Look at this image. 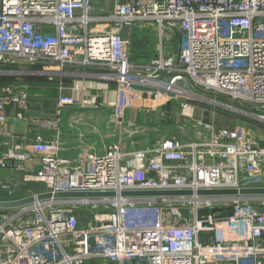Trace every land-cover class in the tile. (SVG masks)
Here are the masks:
<instances>
[{
	"label": "built area",
	"instance_id": "built-area-1",
	"mask_svg": "<svg viewBox=\"0 0 264 264\" xmlns=\"http://www.w3.org/2000/svg\"><path fill=\"white\" fill-rule=\"evenodd\" d=\"M90 10L91 0H0V78L63 79L67 66H98L101 89L116 85L118 100L110 106L117 116L130 90L153 102L180 98L183 116L202 91L248 109L264 125V0H115L96 19ZM95 21L102 27L94 30ZM141 28L156 33L153 57L134 58L131 40L120 33ZM170 39L175 51L166 47ZM20 79L0 87V125L7 111L22 119L20 109L43 98ZM72 92L60 89L59 112L98 105V94L80 85ZM193 126V140L171 137L133 151L116 144L103 155L69 153L38 132L24 144L5 142L0 169L24 171L25 162L40 159V169L24 181L43 184V192L264 187L257 135L202 120ZM14 193V177L1 180L0 201L15 200ZM78 209L92 214L89 225L82 226ZM178 210L188 211L187 219ZM263 238L264 196L119 197L0 210V264H264Z\"/></svg>",
	"mask_w": 264,
	"mask_h": 264
},
{
	"label": "crops",
	"instance_id": "crops-1",
	"mask_svg": "<svg viewBox=\"0 0 264 264\" xmlns=\"http://www.w3.org/2000/svg\"><path fill=\"white\" fill-rule=\"evenodd\" d=\"M115 0H91V10L90 16L94 19L102 18L110 13L114 6ZM96 21L92 23V27L94 30L99 29L102 25L98 24L96 27ZM113 28V27H112ZM138 29H122L120 33L123 37L129 38L132 43L131 50L133 52L134 44L137 43V38L139 37V33H137ZM151 37V33L149 34ZM149 53L144 57H153L154 51L152 52L149 49L141 50L142 52ZM153 55V56H149ZM135 57H138L135 55ZM143 57V56H142ZM104 71L100 69L98 66H67L65 68V77L63 79L58 76L53 78H48V80H44L45 83L40 85V92L37 94H42L39 96H43V98L34 99L33 103L28 104V108L20 109L24 112V118L16 119L14 112H9L10 116L8 118L3 119L0 125V152L3 148H5L4 143L10 142L11 145L14 144H24L33 140V136L42 132L44 137L47 140L58 139L62 148L71 153L75 150H84L87 152L96 153L98 155H103L107 149L112 146L111 141H109L113 136L121 137V131L117 132L114 127L105 131V121L108 117L111 118L114 114L115 108L110 106V103L118 100L116 85L115 83H111V88L109 90L101 89L104 83V80L100 79L99 76ZM17 80V79H16ZM16 80L11 81L12 83L18 82ZM10 81L4 82L0 81V87L11 83ZM82 86V88H86V94L96 93L98 94V105L96 107H87V108H65L57 110L54 105V99L60 93V89L62 92L67 95H71L73 92L74 86ZM100 88V90L98 89ZM42 89V91H41ZM140 95L142 92H139ZM45 97V98H44ZM146 100V101H145ZM153 101L151 99H143L141 98L140 104L135 107H128L124 111L125 116L123 117V122L121 125L130 124L138 121V118H142L145 112L146 118L150 113L149 106L144 103H149ZM144 104V105H143ZM155 104H159L155 102ZM145 106L146 108H141ZM163 106V104L160 103ZM162 109V108H161ZM101 112L106 113L103 117L99 115ZM152 112V111H151ZM89 116H85V115ZM156 115V113H155ZM159 116V115H158ZM88 118L85 120V118ZM114 118V117H112ZM125 118V119H124ZM136 119V120H135ZM53 122L55 126L46 128L44 127V123ZM131 125V124H130ZM110 126V125H109ZM108 126V127H109ZM264 127V125H261ZM259 139L264 144V135H257ZM124 137V136H123ZM24 139V141H22ZM117 144V143H116ZM115 144V145H116ZM114 145V144H113ZM127 151L136 150L135 147L127 148ZM70 156V155H68ZM41 167L40 159H34L32 161H27L24 163V171H14L12 176L15 179V193L13 199H19L31 195H25L24 192L28 186L24 181V175L35 172ZM22 176L23 185L19 183V176ZM5 180V179H0ZM18 183L20 185V189H18ZM38 187L34 190L35 194L41 193L44 191L45 187L41 183H35ZM32 184V185H35ZM24 189V190H23ZM30 191V190H28ZM264 243V238H263ZM215 264H231V263H215Z\"/></svg>",
	"mask_w": 264,
	"mask_h": 264
},
{
	"label": "rangeland",
	"instance_id": "rangeland-1",
	"mask_svg": "<svg viewBox=\"0 0 264 264\" xmlns=\"http://www.w3.org/2000/svg\"><path fill=\"white\" fill-rule=\"evenodd\" d=\"M139 33V37L137 38V44H134L133 48V56L137 55L138 57L147 56L149 53L142 52L141 50L149 49L154 54H157L158 51V44H157V36L156 33L151 29L141 28L137 30ZM151 33V37L149 34ZM168 51H175L177 45L175 43V39H170L167 43ZM154 55V56H155ZM153 56V55H149ZM137 58V57H134ZM26 66H28L26 64ZM21 78L19 82L24 83L25 85L32 87L31 92L37 94L40 91V85L48 84L45 83L44 78L39 75H34L32 73H28L22 77H16V79ZM43 79V82L38 83ZM139 92H142L140 95ZM201 97L198 99L192 98L189 101L190 107L185 109L184 116L181 115L182 108L179 105V100L174 99L173 97H163L160 101L155 104V102L144 103L145 105L149 106L150 113H148V117L146 118L145 112L142 118H138L133 123L121 125L123 122V117L125 116V109L128 107H135L136 105L140 104L141 98L143 99H150L145 95L142 90L134 89L127 92L126 96L123 98V108L119 115L113 114V116L106 118L105 121V131L111 129L112 127L115 128L117 132L121 131V137L113 136L109 141H111V145H115L116 143L122 146L124 149L135 147L136 150L144 149L150 147L152 145L157 144L163 139L177 137L182 138L184 140H193L198 137L196 132L193 129V125L195 121L202 120L206 123H210L214 125L216 128H230L233 130L244 131L249 129L255 135H264V127L261 126L262 124L257 123L254 121L250 115L248 116L249 110L243 108L241 106H237L234 103H230L227 99L218 96L214 93H203L202 91H198ZM146 101V100H145ZM163 104L162 105H160ZM143 104V105H144ZM141 108H146L145 106L141 105ZM162 108V109H161ZM152 111V112H151ZM156 113V115H155ZM107 115L104 112H101L99 115L103 117ZM159 115V116H158ZM89 116V115H85ZM114 117V118H112ZM88 118L86 117L85 120ZM125 119V118H124ZM121 123V124H120ZM110 125V126H109ZM109 126V127H108ZM124 136V137H123ZM22 176L20 175L18 180L20 185H23ZM18 183V189H20V185ZM35 183L26 184L27 189L24 192L25 195L35 194V189L38 187ZM16 187V186H15ZM24 190V189H23ZM30 190V191H28ZM61 210H65L66 208H60ZM217 211L219 210L218 208ZM180 215L178 218L187 219L188 211H177ZM214 211L207 209L205 211H201L200 214H208ZM78 216L80 217V222L82 226H87L91 223L92 214L85 209H78Z\"/></svg>",
	"mask_w": 264,
	"mask_h": 264
},
{
	"label": "water",
	"instance_id": "water-1",
	"mask_svg": "<svg viewBox=\"0 0 264 264\" xmlns=\"http://www.w3.org/2000/svg\"><path fill=\"white\" fill-rule=\"evenodd\" d=\"M11 169H0V179H11ZM256 197L264 196V187H245L241 189H209V190H157V191H109V192H41L31 196L10 200L0 201V210H11L33 204L45 202H65L87 199H114V198H128V199H153V198H186V197Z\"/></svg>",
	"mask_w": 264,
	"mask_h": 264
},
{
	"label": "trees",
	"instance_id": "trees-1",
	"mask_svg": "<svg viewBox=\"0 0 264 264\" xmlns=\"http://www.w3.org/2000/svg\"><path fill=\"white\" fill-rule=\"evenodd\" d=\"M15 78H16V77H12V76H4L3 78H0V81L3 80L4 82H6V81L8 80V81L11 82V81L15 80ZM48 78H50V77H48ZM48 78H44L45 81L48 80ZM53 79H54V78H53ZM42 80H43V79H41V81H39L38 83L44 81V80H43V81H42ZM16 81H17V80H16ZM46 82H47V81H46ZM38 85H39V84H38ZM203 211H205V210H203ZM212 211H217V209H213ZM230 213H231V211H230L229 209H227V210L225 211V214H230ZM203 215H205V214H203Z\"/></svg>",
	"mask_w": 264,
	"mask_h": 264
}]
</instances>
